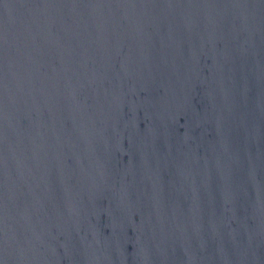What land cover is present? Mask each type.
Masks as SVG:
<instances>
[{
	"label": "water",
	"instance_id": "water-1",
	"mask_svg": "<svg viewBox=\"0 0 264 264\" xmlns=\"http://www.w3.org/2000/svg\"><path fill=\"white\" fill-rule=\"evenodd\" d=\"M0 264H264V0H0Z\"/></svg>",
	"mask_w": 264,
	"mask_h": 264
}]
</instances>
